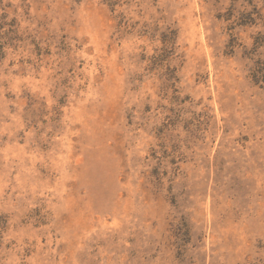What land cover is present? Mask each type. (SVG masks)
I'll list each match as a JSON object with an SVG mask.
<instances>
[{"label":"rangeland","instance_id":"rangeland-1","mask_svg":"<svg viewBox=\"0 0 264 264\" xmlns=\"http://www.w3.org/2000/svg\"><path fill=\"white\" fill-rule=\"evenodd\" d=\"M0 264H264V0H0Z\"/></svg>","mask_w":264,"mask_h":264}]
</instances>
